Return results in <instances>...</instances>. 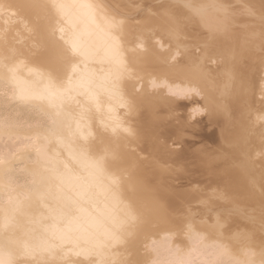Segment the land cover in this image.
Instances as JSON below:
<instances>
[{
	"label": "bare ground",
	"instance_id": "6f19581e",
	"mask_svg": "<svg viewBox=\"0 0 264 264\" xmlns=\"http://www.w3.org/2000/svg\"><path fill=\"white\" fill-rule=\"evenodd\" d=\"M233 1L145 49L146 9L0 0V264H264V0Z\"/></svg>",
	"mask_w": 264,
	"mask_h": 264
},
{
	"label": "rangeland",
	"instance_id": "374dc122",
	"mask_svg": "<svg viewBox=\"0 0 264 264\" xmlns=\"http://www.w3.org/2000/svg\"><path fill=\"white\" fill-rule=\"evenodd\" d=\"M112 1H113V2H112ZM117 1H119L121 4H120L119 2H118V4H117ZM122 1H123V2H122ZM131 1H132V3L129 4ZM137 1H138V2H137ZM147 1H148V2H147ZM151 1H153V3L155 2L154 4H156V5L159 4V5L161 6V8H160L161 11H160V9H156V11H157L158 13L155 12V11H150L151 7H149V4L146 5V6H148V10H147V7L145 6V4H147V3H149V2L152 3ZM151 1H150V0H141V2H140V0H126V1H124V0H116V1H115V0H107L108 3L112 4V5H111L112 7H116V5H117L118 7L114 8V9H118L119 11H120V9H121V10H122V9L124 10V8H121V7H124V5L122 6V3H124V4L126 5L125 7H127V6H129V5H130V6H133V7L131 8V10L128 9L127 13H132V12H133V14H131V15H133L134 17H136L137 14H138V17H140V16L142 15L141 13L144 12V9H146V11H145L146 13H147V11H149V12H148L149 14H147V15H145L146 13H145V14L143 13V14L145 15L144 17H142L143 15H142L140 18H137V17H136L135 20H131V21H129V23L125 22L126 24L124 25V27L129 26L130 28L133 29V30H130L131 33H132V35H134L133 38L131 39V42H132V40L139 39V40H138V43L143 44L145 47L142 45L141 48H145V49H147V47H148V45H149V39H151V37L155 36L154 33H155L156 31H157L158 34H159V35H158L157 32H156V34H157V36H159V38H161L162 40L165 39V38H163V36L161 35L162 33L160 34L159 31L162 32L161 29H162V28L164 29V27H167V26L169 25V22H170V21H171L170 23H171V25H172V28H170L171 32H175V33H176L177 30H178V32H179V31H180L179 28H183V27L186 26V25H184V24L182 25V23H184V22H185V19H186V18L184 19V18L181 17V14H180V13H182V11H183V13H182L183 15H184V14L186 15L187 12H188V14H187L188 16H187V17H190V16H192V15L194 14V13H192V11H193L192 9H194L195 7L198 9L200 6L205 5V4H202V2H204L205 0H203V1H202V0H189V1H188V0H178V1H183L184 4H182V2H180V4H177L178 1H175V0H174V1H173V0H170V1H169V0H164V1H166L167 3H170L169 6H168V4L165 3L163 0H151ZM194 1H195V2H194ZM228 1H229V0H228ZM230 1H232L230 5L234 6V5L236 4V2H234L233 0H230ZM126 2H129V3L126 4ZM133 2H134V3L136 2V4H134ZM161 2H163V4H162ZM175 2H176V3H175ZM186 2H187V3H186ZM140 3H141L142 6L144 5L145 8L142 7L141 5H139ZM153 3H152V4H153ZM164 3L167 4V5H165ZM171 3H172V4L174 3V4L172 5ZM178 3H179V2H178ZM189 3H190V4H189ZM194 3H195V4H194ZM197 3H199V4H197ZM200 3H201V4H200ZM119 4H120L121 6H120ZM181 4H182L183 6H182ZM185 4H186V5L189 4L188 6H190V5L192 6V5H193V8L190 9V10L188 11L187 9H188V8H191V7H188V8L186 9V5H185ZM238 4H240V3H237V4L235 5V6H237L236 8H238V7L241 8L242 4H241V5H238ZM253 4L255 5V3H253ZM134 5H135V8H134ZM164 5H165V7H163ZM178 5L182 6L183 8H184V5H185V9L183 10V8L180 7V6H178ZM196 5H197V6H196ZM140 6H141L143 9H142ZM171 6H172V7H171ZM177 6H178L179 8H177ZM138 7L142 10L141 13H140L141 10H139ZM167 7H168V8H167ZM174 7H176V8L174 9ZM149 8H150V9H149ZM172 8H173V9H172ZM181 8H182V10H181ZM196 8H195V9H196ZM208 8H210V7H208ZM234 8H235V7H234ZM254 8H255V11H257L256 6H255ZM137 9H138V11H137ZM163 9H164V14L166 13V14L169 16L168 19H167V17L163 14ZM166 9H170L169 12H168ZM177 9L180 10L179 13H178V10H177ZM195 9H194V10H195ZM197 9H196V10H197ZM129 10H130V11H129ZM135 10L137 11V13H135V12H136ZM151 10H153V8H152ZM191 10H192V11H191ZM198 10H199V9H198ZM134 11H135V12H134ZM170 11H171V13H170ZM172 11H173L176 15H175L174 13H172ZM184 11H185V12H184ZM186 11H187V12H186ZM190 11H191V15L189 14ZM150 12H152V13L155 12V14H157V17L159 16V20L156 18L155 15H152ZM176 12L179 14V16H180L181 18H179V16H177L178 14H177ZM194 12H195V11H194ZM168 13H169L170 15H169ZM135 14H136V15H135ZM158 14H161V15H158ZM162 14H163V15H162ZM173 14L175 15V17H174ZM149 15H150V16H149ZM154 16H155V17H154ZM160 16H161V17H160ZM146 17H147L148 20L145 19ZM150 17H151V18H150ZM153 17H154V18H153ZM162 17H163V22L161 21V20H162ZM164 17H165V18H164ZM155 18H156V19H155ZM174 18L176 19V20L174 21L175 23L172 22V20H174ZM138 19H139V21H142V22H139ZM144 19L147 20V21L150 22V23H149V24L146 23L147 21H145ZM151 19H152V20H151ZM154 19H155V20H154ZM182 19H183V20H182ZM143 20H144V21H143ZM164 20H165V22L167 23V26H165L166 23L163 24V23H164ZM167 20H168V22H167ZM179 20H180V21H179ZM181 20H182V21H181ZM137 22H139V23H137ZM179 22H180L181 24H180ZM142 23H144V24H142ZM160 23H161V24H160ZM173 23H174V24H173ZM176 23H177V25H178V24H179V25L177 26ZM127 24H128V25H127ZM129 24H130V25H129ZM137 24H138V25H137ZM155 24H156V25H155ZM159 24L162 25V28H160L161 26H160ZM133 25H134L135 29H134ZM147 25H148V26H147ZM150 25H151V27H150ZM152 25H153V27H152ZM171 25H170V26H171ZM173 25H174V28H175L176 31H174ZM137 26H138V28H136ZM141 26H142V28H141ZM146 26H147V27H146ZM157 26H158V27H157ZM176 26H177V27H176ZM139 27H140L141 29H140ZM186 27H187V26H186ZM188 27H190V26H188ZM143 28H145V29H143ZM147 28H148V29L151 28V29H150V30H151V33H150V30L148 31ZM154 28H155V29H154ZM136 29H137V31H135ZM138 29H139V31H138ZM140 30H142V31H140ZM145 30H147V31H145ZM155 30H156V31H155ZM132 31H133V32H132ZM152 31L154 32V33H153L154 35H152ZM137 32L139 33V35L137 34ZM143 32H146V33H143ZM140 33H141V34H140ZM142 33H143V34H142ZM147 33H148V34H147ZM149 33H150V35H152V36H150ZM135 34H136L137 36H136ZM146 34H147L148 38L146 37ZM177 34H178V33H177ZM177 34H174V35L177 36ZM132 35H131V36H132ZM141 35H143V36H141ZM135 36H136V37H139V38H135ZM144 36H145V38L148 40V42H147V40L144 41V38H143ZM141 37H142V38H141ZM149 37H150V38H149ZM140 39H141V40H140ZM142 40H143V41H142ZM164 41H165V40H164ZM133 42H137V41H133ZM144 42H145V43H144ZM136 45H137V43H135V46H136ZM133 46H134V43H133ZM137 46H138V45H137ZM137 46H136V48H137ZM139 46H140V45H139ZM138 48H139V47H138ZM141 48H139V49H141ZM145 49H144V50L141 49V51H140V50H139V51H140V52H145ZM5 137L7 138V136L4 135V133H3V134H0V140H1V141H4V140H5L6 142L9 141L8 139L6 140ZM172 148H177V147L174 146V147H172Z\"/></svg>",
	"mask_w": 264,
	"mask_h": 264
}]
</instances>
